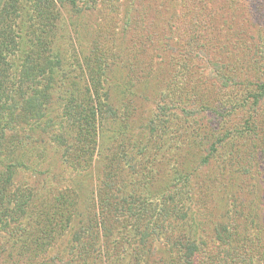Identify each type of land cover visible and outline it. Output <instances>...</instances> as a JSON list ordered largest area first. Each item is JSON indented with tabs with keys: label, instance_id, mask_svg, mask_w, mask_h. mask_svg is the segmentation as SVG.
Masks as SVG:
<instances>
[{
	"label": "rangeland",
	"instance_id": "rangeland-1",
	"mask_svg": "<svg viewBox=\"0 0 264 264\" xmlns=\"http://www.w3.org/2000/svg\"><path fill=\"white\" fill-rule=\"evenodd\" d=\"M5 1L0 0V8ZM160 1L168 8L167 12V8L164 9L165 17L172 15L177 44L171 41L167 44L164 38L169 35V30L166 25L162 27L159 24V15L148 7ZM171 2L68 0L67 4H71L75 13L72 21H68L62 30L65 54L79 66L80 49L85 48V54H90L91 45L95 43L96 52H99L95 64L103 67L102 78L105 79L114 68H119L130 82L129 87H136V91L140 92L139 96L125 97L126 103L133 106L131 102L134 101L136 104L135 111L130 108L131 113H128L132 127L130 139L139 140L147 136L144 126L151 118L147 110L154 109L160 85H171L169 96L174 101H179L180 97L186 100L187 105L177 112V117L181 119L180 122L176 121V133H171L175 143L157 164L161 166V177L166 178L169 187L174 186L170 179L177 166L187 163L193 171L186 181V187L193 191L187 202L190 208L186 214H192L198 220L196 237L199 236V247L203 253L198 252L196 258L193 256L191 264H222L218 258L212 257L224 250L228 255L222 259L228 264H264V91H254L255 84L264 80V61L256 62L246 47L247 43L254 41L250 37L252 28L264 27V0H173L170 5ZM198 9H202L201 15L196 14L200 12ZM212 12L214 16L211 17ZM195 15H198L196 21L201 23L196 32L199 37L197 45L193 44L198 63L195 61L194 67L186 71L185 79L180 83L174 66L168 64L167 46L179 50L184 48V34H188ZM128 20L131 24L126 25ZM145 20L156 22L150 37L148 32L139 29V24ZM122 40L124 44L127 42V46L125 44L123 47ZM124 48H130L129 52ZM122 54L125 57L120 63L115 57ZM9 57L12 60L11 54ZM225 61L228 76L223 80L218 78L217 71ZM170 70L173 71L169 73ZM78 72L70 74L68 89L71 88V94L86 100L88 108L91 101L97 102V95L93 94L92 97L87 94L84 89L87 76L85 72ZM138 75H142V80L154 76L160 85L153 84L142 91V87L136 84ZM108 84L113 86L112 83ZM106 89L107 86H104L98 91L104 94L103 90ZM108 90L113 93L109 86ZM105 101L102 99V102ZM22 120L19 118L16 122L17 129L24 122ZM63 122L60 119L58 127L54 123L55 128L50 132L43 129L38 135L33 134V138L37 139L35 146L43 153L35 155V149L32 150V155L26 160L28 169L21 167L17 170L13 186L19 191L9 202L12 209L16 199L20 200L19 194L25 188H34L39 182L52 193L42 195V198L38 195L36 201L29 203L27 209L33 207L36 214L42 211L40 226L30 221L23 222L25 232H22L19 241L13 246L5 245L6 250L0 249V264H14L17 259L22 264H83V259L90 258V254L85 252H92L87 246L91 244L95 230L98 231L101 247L107 243L103 230L107 226L101 221L97 198L107 190V184L121 187V184L129 182L133 174L129 170L130 163L121 157L118 142L111 143V137L107 135L110 130H104L107 125H101L98 118L94 121V131L87 136L92 139L90 147L87 145L90 152L81 157L76 155L78 149L75 146L78 143L67 137L65 143H59L62 145L60 148L65 149L63 157L60 151L54 153L55 145L62 142L61 138L64 139L67 130H71L66 128L64 131L63 128L65 133L61 132ZM238 124L242 126L241 131L232 132ZM78 126L75 123L72 128L73 134L77 132V138L79 133L84 132L79 131ZM212 131L216 135L210 138L208 134L211 135ZM13 134L15 132L11 129L0 134L3 137L0 139V174L6 171V164H9L12 151L7 143ZM224 135L228 145L226 150L220 148L225 153L224 158L213 155L204 158L202 155L208 150L211 152L210 142L222 144ZM199 138L206 140H201L202 143L196 146ZM177 143H180V147L176 149ZM109 167L112 169L111 175ZM157 180L160 182L159 178ZM182 186L185 187V182ZM12 209L3 210L9 216V224L7 228L5 225L0 227V241L3 235L8 236V232L15 233L14 238L17 236L16 229L19 231L21 227L10 218L15 213ZM88 226L90 228L85 231ZM54 256H57V260ZM98 258H93L94 263L91 264H100Z\"/></svg>",
	"mask_w": 264,
	"mask_h": 264
},
{
	"label": "trees",
	"instance_id": "trees-1",
	"mask_svg": "<svg viewBox=\"0 0 264 264\" xmlns=\"http://www.w3.org/2000/svg\"><path fill=\"white\" fill-rule=\"evenodd\" d=\"M67 1L6 0L0 8V134L10 129L15 132L10 136V141H7L12 151L9 155V164H6V171L3 170L0 174V227L3 225L5 228L8 227L9 216H6L3 210L10 211L12 209L9 202L12 196L19 191V188L15 190L13 186L17 170L21 167L28 169L26 160L28 161L29 155H32V150L35 149V155L43 153L42 149L35 146L37 139L33 138V134L38 135L43 129L50 132L55 128L53 127L54 123L58 127L59 120L62 119L64 122L60 131L71 130H67V136L64 135V139L61 138L62 142L59 141L55 147L53 146L54 153L60 151L61 157H63L65 149L60 148L62 145L59 143H65L67 137H70L78 143V146H75V149H78L76 155L81 157L90 152L88 146L90 147L92 139L87 136L89 132L94 131V121L98 118L101 125H107L104 130H110L107 135L111 137V143L118 142L117 147L121 151V157L130 163L129 170L133 174L129 182L121 184V187L107 184V190L99 194L97 205L100 207L101 221L107 226L103 228L107 243L103 248L101 247V242L98 243V231L95 230L92 234V242L87 246L92 252H85L90 254V258L83 259V264L94 263L92 259L96 257H99L98 263L100 264H191L193 256L196 258L198 252L203 253L199 247V236L196 237L198 220L196 217H192L191 213L190 216L186 214L190 208L187 202L190 201L193 194L192 189L186 187V181L188 182L189 175H192L193 171L188 168L187 163L177 166L170 179L174 186L169 187L166 184V178L161 177L159 171L161 166L159 167L157 164L163 155L165 156V152L170 151L172 143H175L171 133H176V131L174 132L176 121L180 122L181 119L177 117V112L187 105L186 100L180 97L179 101H174L169 96V92L172 90L169 83L163 87L154 76L142 80V75H138L136 84L142 87V91L148 90L153 84L160 86L157 88L158 99L154 109L147 110L151 113V118L144 126V133L147 136L139 140L130 139L132 127L128 120V113H131V110L135 111L136 104L134 101L131 102L133 106L129 102L126 103L125 97L139 96L140 92L136 91V87H129L130 82L124 78L119 68H114L105 79L102 78L103 67L95 64L99 58L95 43L91 45L90 54H85V48L80 49L81 64L79 66L73 63V60H69V55L65 54V43H62V30L65 29L68 21H72L75 12L73 13L72 6L67 4ZM164 4L163 1H160L157 4H149L148 7L153 8L159 15V24L162 27L166 25L169 30V35L164 38L167 44L170 41L177 44L178 37L174 30L172 15L165 17L164 9L167 7ZM198 10L202 11V9ZM201 11L196 14L201 15ZM197 16L192 18L188 34L187 32L184 34L187 46L185 44L184 48L180 50L167 46L168 64L174 66L180 83L185 79L186 71L192 69L195 61L197 62L193 50V44L197 45L199 39L196 34L198 25L201 24L200 21H196ZM210 16H214L213 12ZM155 23L145 20L139 24V29L142 32H148L150 37V31ZM127 24H131V22L128 20ZM252 29L253 34L250 37L254 41L246 42L247 45L246 43L245 45L254 55L253 59L261 63L264 61V27L254 26ZM190 31L193 33L189 35ZM121 43H123V47L125 44L127 46V42L124 44V40ZM221 45L224 46L223 43ZM124 50L129 52L130 48H124ZM9 54L12 55V60ZM124 57L122 54L115 58L122 63ZM226 68L228 65L225 61L221 69L217 71L219 79L225 80L228 76ZM77 71H79L78 74L85 72L87 76L84 80V89L87 94L92 97L93 94L97 95V102L92 103L91 101L90 108L85 105L86 100L74 93L71 94V88L68 89L70 87L68 78L71 77L72 72L76 74ZM171 71L173 70H170L169 73ZM198 73L203 75L202 71ZM74 79H77V76H74ZM107 81L113 86H110ZM255 85L254 91L259 89L264 91V80ZM104 86H107V89L103 90V94L98 90ZM108 86L113 89V93L108 90ZM226 97L230 100L229 96ZM102 99H106V103L102 102ZM19 118L21 120L23 118L24 122L17 129L16 122ZM75 123L79 125V131H84L79 133L80 137L78 136V138L77 132L72 133ZM239 127L240 125L232 132H240L242 126ZM243 128L247 129L246 126ZM208 135L211 138L216 134L212 131L211 135ZM204 137L208 142L207 135ZM201 140L205 141L206 139L199 138L195 145L201 144ZM95 141L93 138V142ZM99 141L97 142L98 148L101 142ZM55 143L57 142L55 141ZM210 143L211 152L208 150L202 156L209 158L210 155H213V157L217 156L223 159L225 153L220 148L226 150L228 147L225 135L222 144L213 141ZM179 147L180 143H177L175 148ZM89 163L87 162V165ZM111 171L112 169L109 167L110 175ZM157 178L160 179V182ZM184 182L185 187L182 186ZM129 186H131L130 189H128ZM50 193L52 191L39 182V185L34 188H25L19 194L20 200L16 199L12 205V210L15 213L10 218L21 227H19V231L16 229L17 236L14 238L13 234L15 233L11 234V232H8V236L1 237V250H6L7 244L13 246L19 241L22 232H25V226H22L23 222L30 221L40 226V219L43 218L42 211L40 210L36 214L33 207L32 209H27V207L31 201L37 200L36 196L39 195L42 198V195H51ZM32 198L34 199L32 200ZM41 209L43 210V208ZM59 211L61 212V209ZM175 225H179L181 228ZM88 228L90 226L85 231ZM101 254L103 255L102 261ZM226 255L228 253L224 250L212 258L216 257L222 264H228V261L225 262L222 259ZM54 259L57 260V256H54ZM14 264H22V261L17 259Z\"/></svg>",
	"mask_w": 264,
	"mask_h": 264
}]
</instances>
